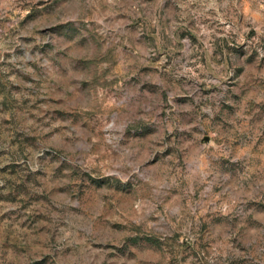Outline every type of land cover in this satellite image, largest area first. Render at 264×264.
I'll use <instances>...</instances> for the list:
<instances>
[{"label":"rangeland","instance_id":"rangeland-1","mask_svg":"<svg viewBox=\"0 0 264 264\" xmlns=\"http://www.w3.org/2000/svg\"><path fill=\"white\" fill-rule=\"evenodd\" d=\"M0 264H264V0H0Z\"/></svg>","mask_w":264,"mask_h":264}]
</instances>
